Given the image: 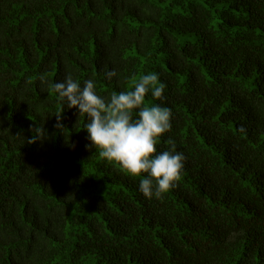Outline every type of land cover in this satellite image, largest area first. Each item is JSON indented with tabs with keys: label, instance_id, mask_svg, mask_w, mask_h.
<instances>
[{
	"label": "trees",
	"instance_id": "trees-1",
	"mask_svg": "<svg viewBox=\"0 0 264 264\" xmlns=\"http://www.w3.org/2000/svg\"><path fill=\"white\" fill-rule=\"evenodd\" d=\"M148 73L185 157L162 199L52 88ZM0 264H264V0H0Z\"/></svg>",
	"mask_w": 264,
	"mask_h": 264
},
{
	"label": "clouds",
	"instance_id": "clouds-1",
	"mask_svg": "<svg viewBox=\"0 0 264 264\" xmlns=\"http://www.w3.org/2000/svg\"><path fill=\"white\" fill-rule=\"evenodd\" d=\"M115 71L106 73L110 79ZM43 80L44 78L41 77ZM166 85L159 81L158 74L142 75L133 82L132 90L111 94L108 100L97 94L93 80H85L83 87L71 75L52 85L58 99L68 108L76 107L84 115V125L90 141L85 147L95 148L101 158L116 163L133 177L144 176L139 191L148 199H162L163 194L176 186L181 177L185 159L176 151L169 139L170 150L157 154V141L171 129V109L161 104L145 105V97L151 92L155 100L164 99ZM136 111L137 118L133 117ZM57 114L56 127H63ZM36 135L30 141L43 139L45 130L33 128Z\"/></svg>",
	"mask_w": 264,
	"mask_h": 264
}]
</instances>
